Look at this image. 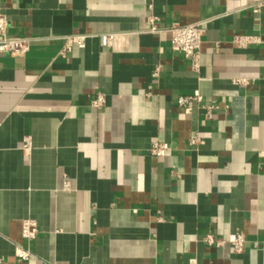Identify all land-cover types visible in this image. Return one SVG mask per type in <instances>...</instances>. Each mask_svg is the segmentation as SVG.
<instances>
[{
    "label": "crops",
    "instance_id": "crops-1",
    "mask_svg": "<svg viewBox=\"0 0 264 264\" xmlns=\"http://www.w3.org/2000/svg\"><path fill=\"white\" fill-rule=\"evenodd\" d=\"M262 1L0 0L8 35L31 38L0 53V264H264ZM151 16L204 22L197 69ZM75 35L86 46L64 52Z\"/></svg>",
    "mask_w": 264,
    "mask_h": 264
},
{
    "label": "built area",
    "instance_id": "built-area-1",
    "mask_svg": "<svg viewBox=\"0 0 264 264\" xmlns=\"http://www.w3.org/2000/svg\"><path fill=\"white\" fill-rule=\"evenodd\" d=\"M264 6V1L257 5L255 11ZM157 17L151 16L149 18L150 31L162 32L168 31L171 36L172 49L176 52L182 53L186 59H189L192 67L197 69L199 66L200 49L202 44V37L205 33L204 22L199 21L187 25L173 24L168 27H161L157 24ZM8 24L6 16L0 12V53H7L16 57H24L30 50V37L24 36H10L8 35ZM115 33H108L101 35V41L104 46H111L116 39ZM253 37L247 35H237L234 37V42L240 46H245L251 42ZM74 46L84 48L86 46L85 35H75L66 39L63 51H70ZM244 81V80H243ZM197 101L203 103V96L199 91H195L192 94L182 95L178 97L177 104L184 109L185 112L190 113L192 107L190 103ZM104 97L98 95L92 102V105L96 108H100L104 105ZM202 107L206 110V117L211 118L213 111L217 108L213 104H202ZM169 150V145L166 142L156 141L153 143L150 151L153 155L164 156ZM38 234V228L34 221L25 220L22 223V235L29 242L36 239ZM236 253H241L244 250L246 243L245 236L240 233L231 235L227 240ZM204 242L209 245L215 244L216 246H222L225 240L217 239L211 234L204 237ZM16 255L22 260H28L32 255L29 248L19 247L16 251Z\"/></svg>",
    "mask_w": 264,
    "mask_h": 264
}]
</instances>
